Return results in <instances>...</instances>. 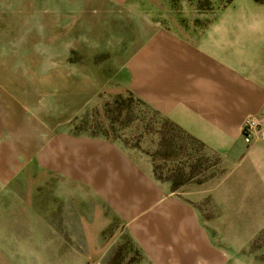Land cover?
<instances>
[{"label": "rangeland", "instance_id": "obj_1", "mask_svg": "<svg viewBox=\"0 0 264 264\" xmlns=\"http://www.w3.org/2000/svg\"><path fill=\"white\" fill-rule=\"evenodd\" d=\"M217 14L264 49V0H0V264H153L126 228L146 183L201 228L160 264H264V182L215 206L201 144L139 97L141 46Z\"/></svg>", "mask_w": 264, "mask_h": 264}, {"label": "crops", "instance_id": "obj_2", "mask_svg": "<svg viewBox=\"0 0 264 264\" xmlns=\"http://www.w3.org/2000/svg\"><path fill=\"white\" fill-rule=\"evenodd\" d=\"M211 21L198 31L157 30L141 46L139 97L201 144L210 157L204 172L211 175L203 196L222 209L238 206L237 198L246 195L242 181L264 182V49L239 28L238 17L217 14ZM248 117L259 126L246 143L241 127ZM151 176L146 171L139 179L146 183ZM169 189H148L146 183L139 200L145 208L133 212L126 227L153 264L185 251L173 231L201 230L193 206Z\"/></svg>", "mask_w": 264, "mask_h": 264}, {"label": "built area", "instance_id": "obj_3", "mask_svg": "<svg viewBox=\"0 0 264 264\" xmlns=\"http://www.w3.org/2000/svg\"><path fill=\"white\" fill-rule=\"evenodd\" d=\"M258 126L259 121L256 117H248L245 119L241 127V134L246 143L250 141L251 136L255 133Z\"/></svg>", "mask_w": 264, "mask_h": 264}]
</instances>
